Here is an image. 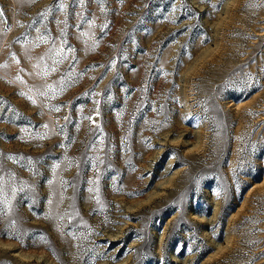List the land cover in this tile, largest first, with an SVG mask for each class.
I'll return each instance as SVG.
<instances>
[{
  "label": "rangeland",
  "instance_id": "rangeland-1",
  "mask_svg": "<svg viewBox=\"0 0 264 264\" xmlns=\"http://www.w3.org/2000/svg\"><path fill=\"white\" fill-rule=\"evenodd\" d=\"M0 12V264H264V0Z\"/></svg>",
  "mask_w": 264,
  "mask_h": 264
},
{
  "label": "snow or ice",
  "instance_id": "snow-or-ice-1",
  "mask_svg": "<svg viewBox=\"0 0 264 264\" xmlns=\"http://www.w3.org/2000/svg\"><path fill=\"white\" fill-rule=\"evenodd\" d=\"M80 3L82 4V3H83V0H80ZM60 8H61V10H63V4H62V3L60 4ZM2 15H3V13L0 12V16H2ZM43 15H46V13L43 14ZM39 41H40L41 43H48V41H49V37L46 36V35H41V36L39 37ZM52 51L55 52V55H56L57 57H59V59L55 60V63H57V64L60 63L63 59H66V58H67L66 56L62 55V53H63V51H64L63 48H61L59 51H56L55 49H53ZM12 59H13V60L16 59L14 55L12 56ZM16 62L19 63V61H16ZM55 70H56L55 68H52V69L45 68V69H44V72H43V75H44V76H47V75L49 74V71H55ZM48 90H49V91H52V92H55V89H52L51 86H48ZM41 94L47 96V92H42ZM53 110H54V111H59L60 109H59V108H55V109H53ZM65 119H67V117H66ZM87 119H91V117H88ZM44 127L47 128L48 126H47V125H44ZM45 135H46V134H45ZM41 138H44V137H41ZM7 159L12 160V159H15V158L9 156V157H7ZM0 191H2V189H0ZM13 223H15V222L13 221Z\"/></svg>",
  "mask_w": 264,
  "mask_h": 264
}]
</instances>
